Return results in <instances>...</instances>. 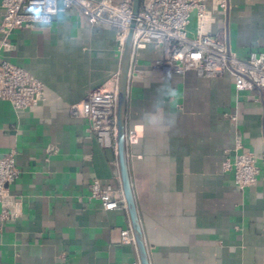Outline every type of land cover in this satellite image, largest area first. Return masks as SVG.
Masks as SVG:
<instances>
[{"label":"crops","instance_id":"0c3cea01","mask_svg":"<svg viewBox=\"0 0 264 264\" xmlns=\"http://www.w3.org/2000/svg\"><path fill=\"white\" fill-rule=\"evenodd\" d=\"M213 14L211 34L238 58L264 54V0H227L225 12ZM9 39L0 60L23 67L44 89L21 110L0 99V157L14 151L20 170L8 185L20 214L0 224V264L139 262L136 246L120 242L127 209L105 211L87 199L95 179L121 186L117 152L102 148L87 120L70 111L119 71L114 30L71 7ZM161 58L148 45L133 60L126 118L150 264H264V98L237 92L228 72L174 74L156 64ZM236 138L259 168L244 189L222 169Z\"/></svg>","mask_w":264,"mask_h":264},{"label":"built area","instance_id":"2783aa9c","mask_svg":"<svg viewBox=\"0 0 264 264\" xmlns=\"http://www.w3.org/2000/svg\"><path fill=\"white\" fill-rule=\"evenodd\" d=\"M71 7L78 8L93 24L111 27L122 56L132 17V0H0V50L11 48L9 37L13 30L49 22L60 11ZM226 9L227 0H141L133 38V60L142 49L154 45L162 51V58L156 64L174 74L192 70L199 77H216L228 72L234 78L237 92L256 90L264 98V54L251 53L246 59H240L229 50L224 38L210 32L215 18L213 12ZM192 14L195 30L190 36L188 25ZM118 77L119 71L70 107L74 116L87 120V129L97 143L113 151H116ZM43 89V83L26 69L7 59L0 60V99L21 110L36 104ZM134 138L135 134L127 135L128 144ZM53 151L54 147H49L48 156ZM234 152L233 159L227 156L222 161L223 171L232 172L239 189L254 185L259 173L256 155L242 150L239 138L235 139ZM19 174L14 151L0 157V224L20 214L19 202L8 188ZM87 199L98 201L105 211L126 210L121 186L95 179L88 184ZM119 234L122 244L135 245L131 225Z\"/></svg>","mask_w":264,"mask_h":264},{"label":"water","instance_id":"95a60500","mask_svg":"<svg viewBox=\"0 0 264 264\" xmlns=\"http://www.w3.org/2000/svg\"><path fill=\"white\" fill-rule=\"evenodd\" d=\"M141 0H132V17L126 34V41L121 56V64L118 77V99L116 106L117 132L116 152L118 158V169L121 187L125 198L126 209L130 218V225L134 235L135 246L140 264H150L149 254L143 234L141 220L139 217L135 196L131 184L129 172V154L126 132V118L128 106V85L131 76V65L133 62V38L136 26V16L139 12Z\"/></svg>","mask_w":264,"mask_h":264},{"label":"rangeland","instance_id":"374dc122","mask_svg":"<svg viewBox=\"0 0 264 264\" xmlns=\"http://www.w3.org/2000/svg\"><path fill=\"white\" fill-rule=\"evenodd\" d=\"M194 27H195V17H194V14H192L190 24L188 25V30L190 32V36H192V32L194 30Z\"/></svg>","mask_w":264,"mask_h":264}]
</instances>
